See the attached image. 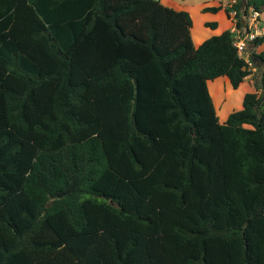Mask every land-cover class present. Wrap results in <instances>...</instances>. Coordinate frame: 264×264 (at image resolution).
I'll list each match as a JSON object with an SVG mask.
<instances>
[{
	"label": "trees",
	"instance_id": "obj_1",
	"mask_svg": "<svg viewBox=\"0 0 264 264\" xmlns=\"http://www.w3.org/2000/svg\"><path fill=\"white\" fill-rule=\"evenodd\" d=\"M224 11L194 46L159 0H0V264H264V0Z\"/></svg>",
	"mask_w": 264,
	"mask_h": 264
},
{
	"label": "crops",
	"instance_id": "obj_2",
	"mask_svg": "<svg viewBox=\"0 0 264 264\" xmlns=\"http://www.w3.org/2000/svg\"><path fill=\"white\" fill-rule=\"evenodd\" d=\"M160 3L163 5L170 6L176 10H184L188 12L189 16L191 17V13L193 10L196 12L199 17L201 18V22L199 23V29L200 32H194L193 33V25L190 28V35L191 39L193 41V45L196 46L198 45L201 41L205 40L206 38H201V32H203L206 26V23L208 22H216L214 30L211 32L212 35H217L220 34L224 30H234V22L231 17H229L226 12L224 11V7L227 4H230L231 0H221L220 2L215 1L216 4H207L206 0H198L195 1V4L193 5H185V4H180V3H174V2H165L163 0H159ZM221 6L220 9H218L216 12H211V11H204L203 8L205 7H217ZM212 13V14H209ZM203 14L204 16H201ZM211 15V16H209ZM192 20V17H191ZM192 23V21H191ZM264 23V12L260 13L257 17V20L251 21L249 20V29H259L258 27H262ZM261 33V32H260ZM194 34V35H193ZM211 35V36H212ZM210 37V36H209ZM264 51V42L257 48L256 52ZM250 51L246 52V57L250 55ZM254 70V68H253ZM253 73L247 76L240 84L239 86L234 89L232 88L228 78L226 76H220L217 77L213 80H208L207 81V87L208 91L211 95L216 114L218 116L219 122L223 123L228 114L231 113L232 111L239 110L242 108V100L243 96L247 92H252L254 91L252 82H253ZM216 86L219 89V95L215 96L212 93V87ZM223 87V88H222ZM237 96V98H235ZM235 98V99H234Z\"/></svg>",
	"mask_w": 264,
	"mask_h": 264
},
{
	"label": "built area",
	"instance_id": "obj_3",
	"mask_svg": "<svg viewBox=\"0 0 264 264\" xmlns=\"http://www.w3.org/2000/svg\"><path fill=\"white\" fill-rule=\"evenodd\" d=\"M235 0H231L230 3H233ZM235 11L231 12V15H234ZM258 12L256 11H250V15H249V20L251 21H255L257 20L258 17ZM249 26V23H248ZM259 29H249L248 32H245L243 34H236V38L234 41V45L237 48L238 54L240 56H243L244 58L246 57V53L244 52V46H245V40L246 39H252L255 35L260 34V32L262 33L264 31V25H262V27H258ZM233 31H236L235 28ZM247 63L250 67H252V60L249 58V56H247Z\"/></svg>",
	"mask_w": 264,
	"mask_h": 264
},
{
	"label": "rangeland",
	"instance_id": "obj_4",
	"mask_svg": "<svg viewBox=\"0 0 264 264\" xmlns=\"http://www.w3.org/2000/svg\"><path fill=\"white\" fill-rule=\"evenodd\" d=\"M163 1H165V2H174V3H180V4H185V5H193V4H195V1H198V0H163ZM215 1H218V0H206V2H207V4H216V2ZM221 0H219L218 2H220ZM223 1V0H222ZM195 10H193V12L191 13V17H192V23H191V26L193 25V27L194 28H192L193 30V33L194 32H200V29H199V23L201 22V18L199 17V15L196 13V12H194ZM209 14H212V13H209ZM201 16H204L203 14H201ZM209 16H211V15H209ZM190 17V18H191ZM214 29H212L211 27H205L204 28V30H203V32H201L200 34V36H201V38H208L209 36H211L212 35V31H213ZM194 35V34H193ZM193 42V41H192ZM213 89V91H212V93L215 95V96H218L219 95V89L220 88H217L216 86H213L212 87ZM223 88V87H222ZM237 96L238 95H236V97L235 98H237ZM234 98V99H235Z\"/></svg>",
	"mask_w": 264,
	"mask_h": 264
},
{
	"label": "water",
	"instance_id": "obj_5",
	"mask_svg": "<svg viewBox=\"0 0 264 264\" xmlns=\"http://www.w3.org/2000/svg\"><path fill=\"white\" fill-rule=\"evenodd\" d=\"M249 58H250L252 61H256L258 65H259L260 62H261V58H260V56H258L256 53L251 52L250 55H249ZM263 100H264V93H262V95H261V97H260V101H263Z\"/></svg>",
	"mask_w": 264,
	"mask_h": 264
}]
</instances>
